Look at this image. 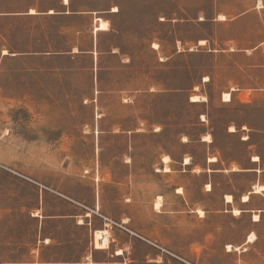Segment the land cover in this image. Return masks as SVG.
Segmentation results:
<instances>
[{"label":"rangeland","instance_id":"rangeland-1","mask_svg":"<svg viewBox=\"0 0 264 264\" xmlns=\"http://www.w3.org/2000/svg\"><path fill=\"white\" fill-rule=\"evenodd\" d=\"M71 1L99 13L0 18V264H232L264 209V0Z\"/></svg>","mask_w":264,"mask_h":264},{"label":"crops","instance_id":"crops-1","mask_svg":"<svg viewBox=\"0 0 264 264\" xmlns=\"http://www.w3.org/2000/svg\"><path fill=\"white\" fill-rule=\"evenodd\" d=\"M73 7V3L71 0H60L59 1V8H45V9H41L38 7L37 4H31L28 5L26 7V9L21 10L18 8H13V7H8L7 8H2L0 6V18H11V17H21V16H26V17H36V16H56V17H76V16H80V15H87V14H97L99 12H97V10H88V9H81V8H72ZM13 8V9H12ZM32 11V12H31ZM51 11V12H50ZM112 13H116V11H113V9L110 11ZM0 38H3V34L0 33ZM5 51V53H4ZM4 51H1V53L3 55H16L17 52L15 51H11L9 49H6ZM185 164V163H184ZM187 165V164H186ZM228 195V194H226ZM249 196L248 195V201H249ZM225 197V196H224ZM246 201V202H248ZM232 202V201H231ZM230 202V203H231ZM242 202V201H241ZM246 202H242V203H246ZM226 203V201H225ZM230 203H226V204H230ZM238 210V209H237ZM244 212V209L239 210V214ZM255 212L259 213L256 214ZM252 213L258 215V220L254 221L253 220V215L252 214L250 216L251 218V225L254 228H251V230L248 231L247 234H245V236L238 242L232 243V244H224L223 245V249H221V253L228 255V254H232L233 255V261L232 264H264V258L262 256V251L260 250L259 246H260V239L257 238L256 236V231L255 229H257V224L261 221V214L264 213V209H258V210H252ZM31 218L36 219L37 221H39V223H43V220H47L49 218H54V216H45L42 217L39 215L38 213H30ZM71 215H65V214H61L55 217V219H65V218H70ZM120 221H121V225L123 226V223H126V225L129 222V213L128 211H125L124 213H122L121 211V217H120ZM74 224L76 226L80 225L81 223L75 221ZM99 229H95L94 231H98ZM252 234L254 236V239L252 241H248V236ZM118 235L120 237V240L118 238ZM135 235V234H133ZM113 243L115 244L114 248V255H111L114 258H120V257H124V253H125V248L124 246H128L129 243V233L128 232H124V231H116L113 232ZM123 236H124V245H123ZM120 243V247L118 246V243ZM47 242H45L46 244ZM230 245L231 249L227 250V246ZM109 246V245H108ZM109 247L105 248V249H96L94 246V250L92 252H98L101 250H106ZM117 251H120V253H117ZM146 257H149V255H147ZM150 261H155V258H150ZM44 263L46 264H53L54 262L51 261H44ZM102 263V262H98L97 264Z\"/></svg>","mask_w":264,"mask_h":264},{"label":"bare ground","instance_id":"bare-ground-1","mask_svg":"<svg viewBox=\"0 0 264 264\" xmlns=\"http://www.w3.org/2000/svg\"><path fill=\"white\" fill-rule=\"evenodd\" d=\"M113 11H115V9H113ZM107 29H108V23L103 21V20H99L97 27H95V30H97V31H105ZM200 43H203V41H201ZM4 53H5V51H4ZM223 98L225 101H228L230 99V94L225 93L223 95ZM190 100L196 102V101H198V97L197 96H191ZM207 139L209 141L208 137H207ZM253 160H257V158H253ZM162 161L164 163H167L169 161L168 157H164ZM209 161L213 162V161H215V158H209ZM184 163L188 164V159H185ZM164 171H168L166 167H165ZM255 189H256L255 191H259V190H263V187H255ZM224 198H225L226 203H230L232 201V197L230 195H225ZM241 201L242 202L248 201V195L242 196ZM158 206H159V204L156 203L155 207H158ZM232 212L234 214H239V210H237V209H233ZM199 213L201 214L202 211H200ZM253 220L254 221L258 220V215L254 214ZM94 238H95L94 239L95 240L94 245H95L96 249H105L108 247V244H109L108 231L98 230L95 232ZM247 239H248V241H252L254 239V236L252 234H250ZM226 248H227V250H230L231 246L228 245ZM117 253H120V251H117Z\"/></svg>","mask_w":264,"mask_h":264}]
</instances>
